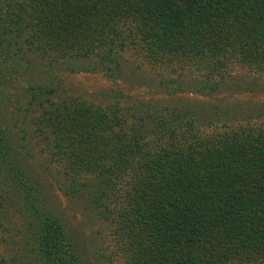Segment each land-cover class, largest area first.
I'll list each match as a JSON object with an SVG mask.
<instances>
[{
	"label": "trees",
	"instance_id": "16d2710c",
	"mask_svg": "<svg viewBox=\"0 0 264 264\" xmlns=\"http://www.w3.org/2000/svg\"><path fill=\"white\" fill-rule=\"evenodd\" d=\"M73 73L149 94L78 92ZM255 95L264 0H0V264H83L51 185L128 264H264Z\"/></svg>",
	"mask_w": 264,
	"mask_h": 264
},
{
	"label": "rangeland",
	"instance_id": "374dc122",
	"mask_svg": "<svg viewBox=\"0 0 264 264\" xmlns=\"http://www.w3.org/2000/svg\"><path fill=\"white\" fill-rule=\"evenodd\" d=\"M122 61L129 66H135L140 62V56L134 53L131 47L119 52ZM143 69H147V64H142ZM250 69L246 66L235 67L232 71L233 76H245L251 74ZM66 75V73H62ZM176 74V73H175ZM188 74V73H186ZM66 84L70 87H76L78 92L87 91L91 93L102 90H112L118 88L125 93H130L135 96H146L149 94L144 87L130 85L125 81L110 80L104 77L101 73H73L66 77ZM181 99L183 96H179ZM175 97L174 100H180ZM236 97L228 98V101L234 100ZM255 100H264V96H252ZM35 141V139H34ZM34 155V161L43 163L44 155L38 152V146L31 142L29 144ZM58 176V175H57ZM51 194L57 201L56 210L60 211L67 223L70 233L76 237L78 246L82 253L83 264H128L124 254L121 251L122 245H118V240L113 234L114 226L108 225L103 219L92 222L91 218L83 215L82 211L61 190H58L54 185H51ZM81 262V261H80Z\"/></svg>",
	"mask_w": 264,
	"mask_h": 264
}]
</instances>
